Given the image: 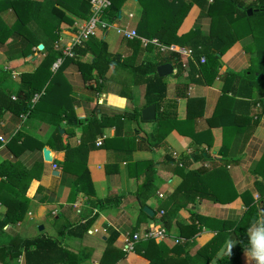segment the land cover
<instances>
[{
    "label": "crops",
    "instance_id": "obj_1",
    "mask_svg": "<svg viewBox=\"0 0 264 264\" xmlns=\"http://www.w3.org/2000/svg\"><path fill=\"white\" fill-rule=\"evenodd\" d=\"M35 1L45 3V0ZM211 1L180 0L171 23L160 36V43L166 47L163 49L153 45L137 46L135 39L120 38L112 28L83 41L86 47L84 53H73L72 46L73 54L64 55L67 61L52 76L49 91L38 99L39 103L30 115L4 113L0 120V136L4 140L0 143V160L17 161L26 168L41 162L42 169L38 177L30 180L24 192L28 201L21 219L3 227L0 243L8 242L12 237L49 235L60 239L70 252L82 256L79 264H100L106 239L113 231L117 236L112 248L123 253L113 264H147V259L140 253L123 250V247L131 233L142 235L154 225L166 207L170 218L169 227L165 230L167 236L155 239L154 242L162 247L150 248L154 251L148 253L153 256L160 252L161 264H212L206 260L207 253L200 248L215 235L221 221L236 220L245 207L240 196L226 205L217 203L205 194L210 191L206 183L196 177L192 182L186 180L182 183V173L202 167L213 169L206 181L219 178V186L231 187L236 193L250 192L258 217L247 230L252 246L241 252L239 262L264 264V226L259 220L260 215H264V186L260 176L254 172L264 150V78L260 77L264 72L259 71L261 68L264 70V15L235 22L238 38L233 33L235 40L221 55L217 77L206 85L201 82L197 63L190 56L189 42L180 46L173 44L171 38L189 29H197L199 41H209L208 3ZM251 2L253 0H242L243 5ZM54 6L72 21L60 22L57 40L47 39L36 25L35 18L21 27L17 34L0 42V70L10 71L0 82L11 92L18 88L21 74L31 78L33 84L43 77L32 74L44 56V44L54 50L59 49L62 54L71 35L85 21L57 4ZM247 8L251 9L247 16L256 10ZM38 9L46 12L45 5ZM140 9L138 0H123L115 22L136 29ZM230 18L223 16L219 27H215L232 32ZM13 20L11 9L0 11V26L8 27ZM98 40L105 43L106 53L112 56L113 63L103 76L100 90L95 91L99 81L96 71L80 72L77 63L92 60L98 49ZM26 41L31 44L29 50L33 54L21 56ZM170 50L179 54L182 70L177 77L171 76L172 71L163 76L166 82L165 99H175L176 119L187 120L190 117L187 126H181L188 127L186 133L208 130V147L203 142L195 147L187 134L173 128L157 146L146 148L144 139L155 128V122L142 121L140 114L138 119L122 115L133 107H144V86L130 85L129 66L137 60L164 58ZM59 60L61 58L57 57L50 62L48 70L55 71ZM227 71L240 74L234 91H223L221 88L222 75ZM176 83L187 84L185 96L176 97L175 92H181V86L176 87ZM65 114H72L75 119L70 122L65 119L67 116L63 117ZM223 128L227 132L222 140ZM16 132L34 139L27 140L26 146L29 147L17 154L7 144ZM98 140L99 144L96 143ZM36 142L42 143L39 149L35 148ZM196 148L204 149L206 158L198 161H188L187 158V166L181 170L180 156H190ZM64 160L76 165L62 169L59 163ZM218 160H223L224 165H218ZM145 177L149 181L146 191L141 195L133 194L139 190ZM179 184L181 190L174 192ZM2 193L7 192L2 190ZM118 195L122 197L117 206L98 209L90 202ZM143 206L148 207L154 217L144 213ZM4 207L0 205V212L4 211ZM194 212L213 221L202 222L193 236H180L178 229L191 222L190 213ZM89 213L93 216L85 231L76 230L72 236L66 235L65 230L60 232L68 224H82ZM39 226L42 228L39 229ZM225 230L229 233L218 248L217 255L223 254L235 241L230 228ZM175 237L181 241L174 243ZM175 246L178 247L176 250ZM112 257L109 256L108 261ZM10 261L11 264H24L23 253Z\"/></svg>",
    "mask_w": 264,
    "mask_h": 264
},
{
    "label": "trees",
    "instance_id": "obj_2",
    "mask_svg": "<svg viewBox=\"0 0 264 264\" xmlns=\"http://www.w3.org/2000/svg\"><path fill=\"white\" fill-rule=\"evenodd\" d=\"M122 1L123 0H109L110 4L99 14L100 18H104L108 21H115L118 16L119 5ZM138 3L141 9L139 20L135 24V32L141 37H152L157 39L158 42H162L160 36L171 23L173 16L180 6V0L167 2L164 0H138ZM54 4L66 9L79 18L86 19L89 15L88 0H45V3L41 4L35 0H0V11L8 8L14 13V20L8 27L4 25L0 26V42H3L7 37L10 38L11 35L17 34L21 27L30 23L35 18L36 25L40 28L42 34L50 41L57 40L60 22L71 23L72 21L64 15L62 11L55 7ZM208 4V15L210 18L209 41H203V39L199 41L197 29H189L185 33L174 35L171 38L173 44H178L180 46L189 42L190 56L197 63L201 82L206 85H210L217 77L218 69L221 66V55L235 40L233 33L238 38L235 22L238 21V19L246 20V18L255 15H264L263 0H253V2L247 5H243L242 0H212ZM43 5H45L47 13L39 11L38 8H42ZM247 7L256 10L252 15L247 16ZM223 16H231L232 32H227L223 28L215 27H219ZM132 39H135V45L141 46L137 38ZM24 45H26V48L21 50V56L32 55L33 52L29 50L31 44L26 41ZM97 46L98 49L93 54L92 60L89 63H77L80 72L90 73L92 70L96 71L99 81L95 91L100 90L103 76L108 67L113 63L112 56L106 53L105 43L102 40H98ZM85 49V42H83L73 46L72 51L73 53L81 54L84 53ZM43 50L44 56L32 74L34 76L38 74L40 77H43L38 79L35 84L31 83L32 79H28L29 77H27L26 74H21L19 86L14 92L3 87L0 82V120L6 112L14 116H20L25 113L30 115L32 109L38 105V99L43 98L47 91H49V81L52 79V76L63 67L64 62L67 61V57L62 55L59 49L54 50L51 46L49 47L45 44ZM57 57H60L61 61L55 68L56 70L52 72L48 70V66L50 62ZM201 57H203L202 62L200 61ZM166 62L172 65L171 76L177 77L181 73L182 66L179 54L172 50H170L164 58H159L155 61L137 60L136 63L129 66V72L131 74L130 85L142 84L144 86L143 106L150 104L155 105V118L153 120L155 122V128L151 133L146 135L144 139L146 143L145 147L151 148L157 146L164 135L173 128L181 133L187 134L195 147H198L201 142L205 143L206 147H208L210 142V133L208 130H199L196 132L192 130L186 133L188 127L182 128L181 126H187L186 124L190 122V117L187 120L176 119L174 114L175 99H165V78L157 75L156 67ZM259 71L264 72L262 68ZM9 74V70H0V81ZM239 78L240 74L231 71L224 72L222 75V90L234 91L235 83ZM230 82L231 85L229 87ZM179 86H181V92L176 91L175 95L176 97H183L186 93L187 84L176 83V87ZM19 91H21V93H19ZM139 110V108L133 107L128 112L122 113V115L129 119H138ZM66 116L67 118L65 119L70 120V122L75 119L72 114H65L63 117ZM226 132V128H223L222 140L225 139ZM27 140L34 139L24 133L16 132V134L8 140L7 144L9 148L17 154L22 149L29 147L26 146ZM140 141L143 142V140ZM41 146L42 143H35V148L39 149ZM189 155L190 156H180L179 163L182 165L181 170L187 166V158L188 161H198L206 158L204 149L196 148V150L191 151ZM218 161V165H224L225 163L223 160ZM59 164L62 169H67V166L76 165L66 160L61 161ZM210 166L215 165L211 164ZM41 169V162H36L34 165L26 168L17 161H10L7 159L0 160V205L5 206L4 211L0 212V232L5 225L14 224L21 219L28 201L24 196V192L30 180L39 176ZM212 170L213 169L202 167L187 170L185 173H182V183L186 180L192 182L195 179L194 177H196L198 181L200 180L206 183L210 191L205 192V194L209 195V197L211 196L217 203L226 205L236 196H240L245 208L236 220L231 222L227 221V223L226 221H221L215 235L200 248V251L207 253L206 260L210 261L212 264H240L239 256L241 252L244 249H250L252 246V239L247 234V230L257 220V207L249 191L244 190L240 193H236L231 187L219 186V178H211L206 181V178L212 173ZM254 172L260 176V182L264 186V150L255 164ZM180 184L174 192L181 190ZM148 185V177H145L139 190H136L133 194H143L148 188ZM2 190H5L7 193H2ZM121 197V195H118L106 197L102 200L95 199L90 202L92 205L96 206V208L101 209L108 206H117ZM168 211L169 210L165 207L157 220L154 221V223H160L164 230H167L169 227L170 218ZM141 213L143 214V212ZM190 215L192 217L191 222L184 224L183 227L178 229L179 235L182 237L193 236L201 228L202 222L212 220V218H206L195 212L190 213ZM92 216L93 214L89 213L82 224H68L64 226L60 232L63 233L65 230L66 235L72 236L76 234V230H79V232L85 231ZM197 222L199 225H196ZM226 228H230V232L234 235L235 241L226 248L223 254L217 255L216 252L218 248L229 233L225 230ZM116 236L117 234L112 231L107 237L105 248L99 259L100 264H113L117 259L122 257L123 253L121 250H114L112 248V243ZM161 247L162 245L155 243L152 238H147L134 242L131 250L145 257L148 261L147 264H161L163 263V259L160 252L153 254V256L148 253L154 251V249L150 250V248L160 249ZM177 248V246L174 247L175 250ZM21 252L23 253L24 264H79L83 259L79 254L72 253L63 246L60 239H56L49 235L38 234L34 237L26 238L12 237L8 242L0 243V264H11L10 260L13 257H18ZM111 255L113 257L108 261ZM173 264H182V262H173Z\"/></svg>",
    "mask_w": 264,
    "mask_h": 264
},
{
    "label": "built area",
    "instance_id": "obj_3",
    "mask_svg": "<svg viewBox=\"0 0 264 264\" xmlns=\"http://www.w3.org/2000/svg\"><path fill=\"white\" fill-rule=\"evenodd\" d=\"M88 4H89V15L85 19L84 23L80 26V28H78L75 31V33L71 35L69 42L65 45V48L63 49V53H62L63 55H72L73 54L71 51L72 46L80 44L83 41L88 40L92 36H97L99 34H102L104 31L108 30L109 28H112L115 34H117L120 38H125V39L137 38L142 46L151 44L153 46H157L160 49L166 48L155 38L141 37L135 32L133 28H128L124 25L117 24L115 21H108L104 18H100L99 14L102 12L103 9H105L110 4L109 0H88ZM59 61L53 64V68L57 66ZM200 61L201 62L203 61V57L200 58ZM3 142L4 140L2 136H0V143ZM96 143L99 144L100 141L98 140ZM52 167H54V165ZM166 236L167 233L164 230V228L161 226L160 223L156 222L154 223V225L148 227L143 232L142 235H139L137 232L131 233L129 238L125 241L123 250H131L133 243L140 239L152 238L153 240H155V239H162ZM180 241L181 239L178 237H175L173 239L174 243H178Z\"/></svg>",
    "mask_w": 264,
    "mask_h": 264
},
{
    "label": "water",
    "instance_id": "obj_4",
    "mask_svg": "<svg viewBox=\"0 0 264 264\" xmlns=\"http://www.w3.org/2000/svg\"><path fill=\"white\" fill-rule=\"evenodd\" d=\"M250 13H251V9L247 8L246 14H250ZM171 71H172V69H171V66L169 63H162L156 67V73L158 76H161V77L170 74ZM260 77L264 78V75L261 74ZM139 114H140V119L142 121H153L155 118V105L150 104V105H146V106L142 107L139 111ZM53 173H56V172L54 171ZM142 211L150 217L153 216V212L146 206L142 207ZM259 220H260L261 224L264 226V215H263V213L260 215ZM41 228L42 227L39 226V229H41Z\"/></svg>",
    "mask_w": 264,
    "mask_h": 264
}]
</instances>
